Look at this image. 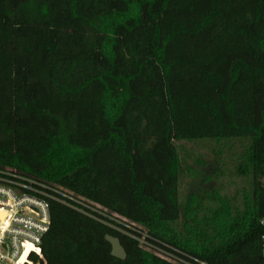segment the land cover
<instances>
[{"label": "trees", "instance_id": "trees-1", "mask_svg": "<svg viewBox=\"0 0 264 264\" xmlns=\"http://www.w3.org/2000/svg\"><path fill=\"white\" fill-rule=\"evenodd\" d=\"M230 140L243 207L182 206L175 143ZM0 168L92 209L40 264H261L264 0H0Z\"/></svg>", "mask_w": 264, "mask_h": 264}, {"label": "built area", "instance_id": "built-area-1", "mask_svg": "<svg viewBox=\"0 0 264 264\" xmlns=\"http://www.w3.org/2000/svg\"><path fill=\"white\" fill-rule=\"evenodd\" d=\"M49 200L91 216L88 202L77 196L21 178L12 170L0 171V264L43 262L41 246L50 225ZM259 224L260 256L264 264V218Z\"/></svg>", "mask_w": 264, "mask_h": 264}, {"label": "rangeland", "instance_id": "rangeland-1", "mask_svg": "<svg viewBox=\"0 0 264 264\" xmlns=\"http://www.w3.org/2000/svg\"><path fill=\"white\" fill-rule=\"evenodd\" d=\"M175 146L182 160L178 186L182 206L203 199L204 207L215 208L221 203L230 208L243 207L249 186L246 178L237 175L236 166L248 147L247 141L178 142ZM5 170L8 169L0 168Z\"/></svg>", "mask_w": 264, "mask_h": 264}, {"label": "water", "instance_id": "water-1", "mask_svg": "<svg viewBox=\"0 0 264 264\" xmlns=\"http://www.w3.org/2000/svg\"><path fill=\"white\" fill-rule=\"evenodd\" d=\"M104 240L110 246V256L116 260L124 261L126 254L120 244V241L109 235L105 236Z\"/></svg>", "mask_w": 264, "mask_h": 264}]
</instances>
